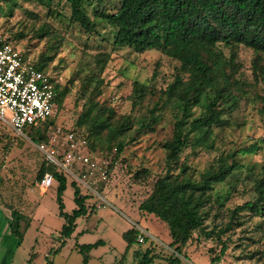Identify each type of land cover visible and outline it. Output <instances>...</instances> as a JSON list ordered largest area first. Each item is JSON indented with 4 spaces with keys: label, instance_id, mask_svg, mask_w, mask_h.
Returning <instances> with one entry per match:
<instances>
[{
    "label": "trees",
    "instance_id": "16d2710c",
    "mask_svg": "<svg viewBox=\"0 0 264 264\" xmlns=\"http://www.w3.org/2000/svg\"><path fill=\"white\" fill-rule=\"evenodd\" d=\"M34 1L46 6L47 15L52 18L65 17L63 12L51 8L54 2L62 4L68 11L69 24L77 25L88 36L98 34V21L106 23L113 32V48L126 46L140 54L153 50L177 63L171 81L163 87L156 86L155 74L149 82L133 83L130 100L132 108L140 106L139 116L118 115L111 106L97 101L105 85L102 73L109 60L107 53L96 54L90 63L78 66L73 75L83 105L70 133L86 140L90 153L101 152L103 157L110 158L109 169L115 162H123L124 150L145 134L153 133L165 116L171 126L170 136L159 143L164 153L163 170L138 204L141 216L152 215L165 226L169 242L164 245L163 241L158 243L157 238L154 241L146 236L144 243L138 244V231L131 227L122 233L126 243L122 260L130 255L129 264H182L179 257L187 259L184 248L197 233V239H212L219 246L218 253L210 259V264H215L227 250V239L223 237L239 228L245 232L242 227L248 222L253 223L258 238L248 239L264 246V163H246L243 159L264 141V0ZM107 3L113 11L107 9ZM3 6L12 11L18 0H0V8ZM38 32L40 38L52 41L46 52L40 53L36 60L23 50L21 55L50 77L58 106L70 91L49 69L61 43L56 42L58 37L47 23ZM0 35L17 46L11 37ZM240 48L254 55L250 78L242 72L243 65L238 61ZM242 105L254 111L263 126L261 138L247 146H238L229 137L235 127L245 126V119L236 116ZM54 117L33 124L25 132L35 143L47 141ZM79 130L84 131L85 139ZM220 144L229 146L221 148ZM187 149L189 152L182 159ZM202 152L215 155L197 171L187 163V158ZM47 172L57 183L56 199L64 220L60 233L67 238L74 232L76 220L94 209L86 207L87 196L71 183L76 209L70 214L63 213L61 195L66 178L53 165L42 163L37 182ZM149 176L145 168L133 173V178L142 184H146ZM217 185L224 189L219 192ZM242 194H249V199L233 208L227 207L233 196ZM5 208L9 212L10 234L21 241L28 226V223L21 226L25 214L10 204ZM208 220L212 224L210 229ZM95 246L78 247L84 255L83 264H88L87 252ZM263 248L250 253L248 258L264 262Z\"/></svg>",
    "mask_w": 264,
    "mask_h": 264
},
{
    "label": "rangeland",
    "instance_id": "374dc122",
    "mask_svg": "<svg viewBox=\"0 0 264 264\" xmlns=\"http://www.w3.org/2000/svg\"><path fill=\"white\" fill-rule=\"evenodd\" d=\"M62 7V4L55 2L51 5V8L63 12L64 18L49 17L47 7L34 0H18V6L12 11L4 6L0 8V33L11 37L17 46L12 43L11 45L20 53L23 50L34 60L40 53L46 52L52 42H47L48 38L38 36V29L45 23L49 24L58 37L56 42L61 43L55 51L49 69L60 79L62 85H67L70 89L57 106L54 123L48 128L47 141L35 143L27 132L16 135L7 124L0 121V264H47V262L83 264L84 255L79 252L78 247L93 244L96 246L87 252L88 264H129L130 255L122 260L126 248L122 233L131 227L137 231L140 226L146 228L153 236L147 234V237L154 241H157L155 240L157 238L158 243L163 241L165 245L169 242L165 226L152 215L146 219L141 218L138 211V204L149 194L153 179L163 170L164 153L159 143L170 136L171 126L166 121L168 117L165 116L164 121L153 133H147L130 144L121 156L123 162L120 160L115 162L111 169L110 158L103 157L101 152L91 153L107 162V180L100 185V189L111 206L106 205L97 209L96 198L89 196L72 178L65 176L66 188L61 195L62 212L70 214L76 209L74 187L71 183L79 188L82 195L87 196L86 207L94 209L93 212L88 210L86 215L76 220L75 230L67 238L62 237L60 233L64 220L60 216L56 199L57 183L53 182L51 187L46 189L37 186L36 177L41 164H48L44 154L38 149V144H45L47 149L54 151L58 160L62 159L58 154H61L65 147L64 137L74 128L83 105L78 81L73 75L78 66L90 63L96 54L109 55L102 73L105 85L97 101L111 106L118 115L139 116L140 106L132 108L130 100L133 83L149 82L155 74L156 86L163 87L171 81L177 63L153 50L140 54L126 46L113 48L111 45L113 32L104 22L98 21L97 35L88 36L77 25L69 24L68 11ZM106 7L113 11L109 3ZM88 13L94 18L91 8H88ZM253 58L250 50L239 49L238 61L243 65L242 72L248 78L251 77L250 67ZM236 116L239 120L245 119V126L239 129L235 127L230 131L229 137L236 145L247 146L261 138L263 126L254 111L242 105ZM6 117L9 119L10 114L6 113ZM78 133L85 139L83 130H79ZM228 146L229 144L227 146L220 144L221 148ZM260 146L243 157L246 163H264V141ZM188 152V149L184 150L182 159ZM214 155V152H202L196 157H188L187 163L201 171ZM53 166L59 169L57 165ZM139 168L148 169L150 172L146 184L133 178L134 171ZM216 189L220 192L224 188L217 185ZM249 197V194L235 195L227 203V207L233 208ZM6 204L25 214L21 226L24 227L26 223L28 226L21 241L10 234ZM255 221L258 220L253 219V222ZM206 223L210 229L212 226L210 220ZM252 225L253 223L248 222L242 227L245 232H241L239 228L223 237L227 239V250L215 264H264L262 260L248 258L250 253L264 247L262 243L255 244L248 239V237H253L256 241L258 239ZM218 251L219 246L215 240L204 237L197 239V233H194L192 240L184 248L187 259L182 255L179 258L182 264H210L211 257Z\"/></svg>",
    "mask_w": 264,
    "mask_h": 264
},
{
    "label": "built area",
    "instance_id": "2783aa9c",
    "mask_svg": "<svg viewBox=\"0 0 264 264\" xmlns=\"http://www.w3.org/2000/svg\"><path fill=\"white\" fill-rule=\"evenodd\" d=\"M56 91L50 77L37 70L0 35V121L7 124L16 135H23L33 124L43 122L55 115ZM10 114V118L6 117ZM61 160L53 150L38 144L48 164L57 165L59 172L72 178L89 196L96 198L95 207L110 205L100 185L107 180V162L89 153L85 142L68 132L64 137ZM54 177L45 173L37 182L40 189L51 187ZM137 243L145 241L147 233L137 228Z\"/></svg>",
    "mask_w": 264,
    "mask_h": 264
},
{
    "label": "crops",
    "instance_id": "0c3cea01",
    "mask_svg": "<svg viewBox=\"0 0 264 264\" xmlns=\"http://www.w3.org/2000/svg\"><path fill=\"white\" fill-rule=\"evenodd\" d=\"M109 204H110V203H109ZM110 206H111V205H110ZM112 207H113V206H112ZM0 212H1V211H0ZM3 214H6V213H3ZM6 216H8V214H6ZM141 218H145V219H146V218H149V216L145 215V216H141ZM140 228L144 229V230L146 231V233H147L149 236L153 237L150 233L147 232V229H146V228H143V227H141V226H140Z\"/></svg>",
    "mask_w": 264,
    "mask_h": 264
}]
</instances>
